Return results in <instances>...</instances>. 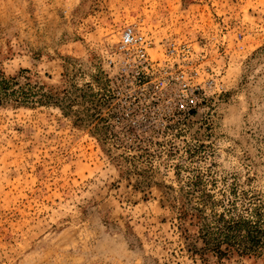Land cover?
Returning <instances> with one entry per match:
<instances>
[{
	"label": "rangeland",
	"instance_id": "rangeland-1",
	"mask_svg": "<svg viewBox=\"0 0 264 264\" xmlns=\"http://www.w3.org/2000/svg\"><path fill=\"white\" fill-rule=\"evenodd\" d=\"M263 239L264 0H0V264H264Z\"/></svg>",
	"mask_w": 264,
	"mask_h": 264
},
{
	"label": "built area",
	"instance_id": "built-area-1",
	"mask_svg": "<svg viewBox=\"0 0 264 264\" xmlns=\"http://www.w3.org/2000/svg\"><path fill=\"white\" fill-rule=\"evenodd\" d=\"M153 40L144 34L139 28L133 25L126 26L121 33L119 43L117 45L118 51L129 58L133 65L140 69H152L155 62L150 58L148 50L152 47ZM174 43L166 44V51L173 55V53H189V48L186 45L175 47ZM166 84L178 83L182 91H189V94H185V98L195 95V90L189 85L185 78L184 72L177 71H166ZM156 87H159L156 85Z\"/></svg>",
	"mask_w": 264,
	"mask_h": 264
},
{
	"label": "trees",
	"instance_id": "trees-1",
	"mask_svg": "<svg viewBox=\"0 0 264 264\" xmlns=\"http://www.w3.org/2000/svg\"><path fill=\"white\" fill-rule=\"evenodd\" d=\"M229 226V225H228ZM227 229L228 230H230L231 229V227L229 226V227H227ZM257 231H260V229H258L257 228V226L255 227V226H253V225H251L249 222H248V253L249 252H252V251H255V249H256V244H258V242L259 241H256V239L258 238V234H257ZM226 238L227 239H225V240H219L218 242H213L211 245H212V249H215L216 250V252H218V253H220L221 255H223V254H226V253H224L220 248H221V246H222V244L224 243H226L227 244V246H228V248H227V250H226V252H230V250L232 249V248H234L235 247V245L233 244V243H231V241H230V238H229V236H227L226 235ZM260 240V239H259ZM263 241H264V239H263ZM256 243V244H255ZM209 244V241L208 242H206V246ZM249 244H251V245H249ZM211 245H210V250H211ZM255 245V246H254ZM246 248L245 247H243V251L245 252L246 250H245Z\"/></svg>",
	"mask_w": 264,
	"mask_h": 264
}]
</instances>
